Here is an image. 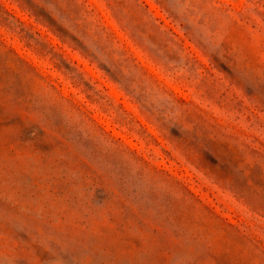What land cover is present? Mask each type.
I'll list each match as a JSON object with an SVG mask.
<instances>
[{
  "label": "rangeland",
  "instance_id": "374dc122",
  "mask_svg": "<svg viewBox=\"0 0 264 264\" xmlns=\"http://www.w3.org/2000/svg\"><path fill=\"white\" fill-rule=\"evenodd\" d=\"M0 264H264V0H0Z\"/></svg>",
  "mask_w": 264,
  "mask_h": 264
}]
</instances>
